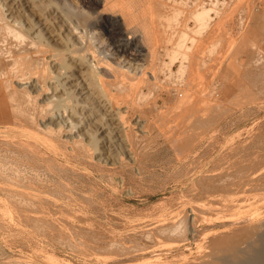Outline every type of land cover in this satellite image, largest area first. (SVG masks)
I'll return each instance as SVG.
<instances>
[{"label": "bare ground", "instance_id": "bare-ground-1", "mask_svg": "<svg viewBox=\"0 0 264 264\" xmlns=\"http://www.w3.org/2000/svg\"><path fill=\"white\" fill-rule=\"evenodd\" d=\"M79 1H81V0H79ZM155 1L157 3V0H98L99 5L103 2V9L101 8L102 10H99L97 12V7H95L96 9L94 8L92 11V14H94V13L98 14V18L100 21L107 22V24L112 25V27L121 26V23H122V25H124L126 27L125 29H126V33L128 35L126 34V36H125V31L123 32V30H124V28H123L122 31L120 32V34L122 35V38L121 39L116 38L117 40L115 39L116 43H119V44H116L115 47H119L121 45L122 46L124 45L125 48H127V51L125 50L126 51L125 53H132V51L133 52L136 51V53L142 54L145 51V49L148 51L145 53H147L146 55L148 56V59H149V65L148 66L145 65L143 67V65L142 66L140 65V63H141L140 62L138 65L141 66L142 68H139L138 66H137V68H135L134 66L133 67H131V66L127 67V65L130 64L131 56L129 57L130 59L128 62L126 59H121L122 61H118V62L110 61L112 59L116 60L117 58L115 56H121V54H124V53L118 52V55L115 54V56H114V53H112V57H111L112 59H110V60L108 59V57L102 56L104 54L101 55L100 51L98 50L100 48L94 49L92 47V43L94 42L92 39H94V38L92 37V39H90V37H89L90 40L87 39L88 34H89L88 32L79 31V36H80L79 39L77 37L75 39H73L74 38L73 31L74 30H77V31L83 30L79 26L73 27L72 23H74L75 20L72 19V16H74V15H72V16L70 15V17H68V15L72 11L71 6L74 4H72L70 6L71 11H69V13H67L68 9H66L67 8L66 4H65L66 8L63 7L65 0H0V125H2L3 128L4 127L6 128L5 133H7V134L11 133L13 135V136H10V135L5 136L2 134V136H5V138L3 139L4 141L2 140L3 143L5 144L6 147H8V150L10 152L18 154L17 156L15 155L12 158L10 156H8V158L10 157V159H12L11 162H12V170L14 171L13 174H18V175H12L13 177L8 176L9 178H7V177H4L5 172L0 171V192H4V191L9 192L8 193L9 196H6L4 194L6 197H0V219L4 220L5 218H9L8 220H10V222L12 221L13 224H18L19 226L20 225L23 226L24 229H22V232H24V233L29 229H34L35 231H38V232L40 230H44L46 233L49 234V236H51V238L53 236L57 239H60L61 241H65L64 242L65 244L68 243V244H70V246L75 248L77 253H78V257L85 260L86 264H264V221H262L260 223L254 222V219L256 217H258L256 214L251 215V214H248V212H242L241 211V209L243 207H245L244 206L245 203H248L246 205V207H250V208L260 206L259 203H264L263 202L264 196L263 197L261 196L260 199L258 198L259 196L257 198L254 196L255 197L254 201L249 199V198L247 200V198H246L247 196H245L244 199H242L243 197L241 196L242 197L241 199H238V198L237 199H231L230 202H229V200L228 201L225 200L226 201L225 202L222 199L224 197H222L221 201L222 202L224 201L223 203L220 201V199H218L219 201L216 200L217 202L210 201L209 203H203L202 200L200 201L197 199L198 201H200V203L202 202L203 204L201 203V205H199V206H197L195 204L196 207H195V205H194V207H192L195 209H190L191 210L190 212H187L188 211V209H187V211L184 213H181V212H183V211H181V212L173 214V215H171V214L170 215H164V216L160 217V219L157 220L156 222L150 223V225L151 224H153V225L150 229H146V231L148 230L147 233L146 232L141 233L144 236V237L143 236L142 237L145 238V240H147L148 243L147 242L140 243L141 241H143V240H141L138 242H133L132 244H127V242L124 240V236L122 239L121 235H119L120 236V238H119L118 235L115 234V236L117 235V237L119 238V239L118 238L116 239V237L112 236V235H114L113 233H115V232H113V233L111 232L112 234L108 233V235L110 234L112 236V237L110 236V238H101V237H98L96 235V237L92 236V238L88 237L89 239L84 240L83 238L80 237V239L81 240L83 239L84 241H81V245H80V243L78 245L77 244L78 242L75 241V239H74L75 237H73L72 234L76 235L79 232H81L82 230L79 229L78 227H76V225H70L69 224V226H68V223L66 224L65 222H64L65 224L64 223L63 224L57 223L55 220L51 219L52 217H50L48 214V213H50L49 211L46 213V214H48L49 217L47 216V218H45L46 214L43 213L45 209L44 210H42V209L47 205H44L43 208L41 207L40 210H42L41 211L42 214L40 213L39 210H38L39 212L33 211L32 206L23 205L22 201H26L27 204H28V201H29V203L30 202L32 203L33 201H35V202L36 201H40V202L42 201L43 202L46 199L45 191L47 189H45V190H43L41 188L33 189L34 185L37 184L38 180L34 176L29 177L27 175H23L22 174V167H24L27 170V172L31 171L30 172L31 175L32 174L35 175V173H36V176L38 177V176H40V172H41L40 171L41 167H40V169H38V166L41 163L42 164L43 163L49 164L51 162V164H52V163H55L59 157H62L63 159H67V154H73V155H78V156L79 155H85V156H88L90 158H94L96 160V158L98 157V156L96 157V155L97 154L99 155V153H101V150L103 149L101 147V150H100V144L106 143L105 146L108 145L109 143L112 144V142H113L112 133L114 131V130H111L113 128L111 126L112 123L110 122L111 124L108 125L109 127L111 126V129L106 130V128L104 127L103 128L104 130H102L103 126H100V123L102 122V120L99 119L98 117H96L99 114V113H97L98 110L97 111L95 110L97 115L94 117V119L92 117H90V116H92V114H90L88 112V114H90V116H89L87 114V112H85V110H84V109H87L86 108L87 105H90L93 107L90 108L91 111L90 110L89 111L95 113V111H94L95 107H94L93 100H95L96 96L94 98V96H92V93L89 90L91 87H93L92 85H94L95 88L97 87V88H100L102 90V92L104 93L106 98L110 101L109 102L110 104L112 103V101H116L117 104H122L125 107H127V106L129 107L130 105L135 104L137 102V100L139 101V98H140L139 96H141L142 95L141 93H143V91L141 90L143 87L149 86V87H151L150 89H152L153 86H156L157 84L160 83L159 81H161L162 79L161 80L159 79V75L161 74L159 72L164 71L163 72V73H165L164 75L173 76L172 78H174V77L177 78V76H178L179 78L177 80L176 79L175 80L177 81V83L180 82L179 83V86H180V84H182L183 82L188 81V79L186 77L188 74L186 75V72L189 69L190 78H189V82L185 83V84H187L186 85L187 90H186V88H185V90L183 89L184 94L181 96L183 98L176 100L175 102L173 101V103H172L173 106H171V108L169 107L170 105H167V107L172 109V111H174V112L176 111V116L174 115L175 118L182 119L181 118L182 115L180 117L178 116L179 117L178 118L177 113H180V112L183 113V111H185V115H186L187 110L192 111V110H195L194 108H198L197 110H199L201 107L199 108L197 106H198V104H200V100L204 96V95L202 96V94H204V92L207 90V88H206L207 86L205 85L206 84V82H205L206 81V79H205L206 75L203 74L206 72V71L203 72V67L205 65L204 54H205V52L208 51L206 49V45L208 44V42L209 43L211 42L212 48L213 47L217 48L219 46V43L224 46L226 43L223 42V40H226L227 34H228L225 29L227 28V25H230V22L233 20V18H236L235 13L237 14V12L242 8H246V7L248 8V7H251L254 4H256L255 0H230V1L229 0L228 1H226V0H169L168 2H170L171 6L167 7L168 8V10H167L165 6H168L169 3L167 2L168 3V5H167L166 3H164L167 0H165V1L163 0L162 3H164V4L162 6L165 8V10H167L166 15H163V13H161V11L160 12L158 11V13L156 12L155 9L158 7L151 6L155 3ZM161 1L162 0H160V1L158 0V3L159 2L161 3ZM71 3H73V2H71ZM84 3H85V1H84ZM88 3H89V1H88ZM150 3H151V5L149 7L148 5ZM26 5H28V7H25ZM91 5H93V4H91ZM94 5H95V2H94ZM261 5L264 6V0L261 2ZM160 6L161 5H159V7ZM259 6H260V4H259ZM259 6H258V8H259ZM88 7H90V5ZM222 7H225V8L231 7V8L227 11L224 9L225 11L223 13ZM90 8H93V7H90ZM99 9H100V7H99ZM65 10L67 12H65ZM253 10L257 11L256 6H255V9H253ZM48 11L50 12V14ZM73 11H74L73 14H75L76 10L73 9ZM77 12H79V11H77ZM77 12H76V14H78ZM257 12L259 14L257 16H260V17H255V16L254 17L259 18V21L264 20V13L262 15L261 12H259V11H257ZM82 13L83 12H81V14ZM248 13L249 12H247V14ZM253 13H252V15H251V13L249 14V16L247 15L248 18H246V19H249V17H252L254 15ZM76 14H75V17L81 15V14H78L76 16ZM164 14H165V12H164ZM50 16L52 17L51 19H50ZM84 16L82 18V22L88 23L87 17H84ZM160 16H161V18H160ZM254 17H252V18H254ZM238 18H239V16H238ZM260 18H261V20H260ZM71 19L74 22H72ZM159 20H165L167 22L165 24H167V25H165L163 23H159ZM250 20H251V18H250ZM45 21H50L51 23L55 24L56 29H52V26H51L52 30L49 28L50 26L47 28L48 25H46L47 23ZM241 21L242 20H240V22ZM246 21H248V20H246ZM160 22H163V21H160ZM190 22L194 23V28L191 26ZM240 22H239V24H241ZM257 22H258V19H257ZM247 24H248V22H246L245 26ZM251 24H253V23L251 22ZM49 25H51V24H49ZM75 25H77V24H75ZM261 25L262 24H259V27L263 28L264 24L262 26ZM104 27H105V25H104ZM159 27L160 28L162 27L163 31L167 34L169 32H171V34L169 35L170 38L168 37V42L171 44V47L167 46V47L163 48L165 50L164 55H162L163 53L162 54L160 53L159 49L161 47L158 46V43H159L158 38L160 37V34L157 32V30H159ZM248 28H249V26H248ZM208 29H209V31H208ZM242 29H244V28H242ZM242 29L238 32L242 33ZM56 30L59 32L58 35L62 36V39H64L62 41H65L64 43H66L67 47L62 46L61 43H60L61 46H59L60 44H57V42L54 40V37L56 35L54 32ZM258 30H259V28H258ZM260 30H261V28H260ZM191 31H194L195 34H192ZM246 31H247V29H246ZM229 33H231V32H229ZM245 33H247V32H245ZM167 34L162 33L161 37H163V35H167ZM204 34H206V36H207L206 38L204 37ZM134 35L137 36V38H136L137 41L135 44H132L129 42V40H132L135 37ZM228 35H230V34H228ZM243 35H244V33H243ZM247 35H248V33L246 34V36ZM200 36H202L201 39H200ZM228 37L230 38L231 36H228ZM111 38H113V37L111 36ZM231 38H233V37H231ZM81 39L84 42H87V44L85 43V45L84 44L82 45V43L80 41ZM165 40L166 39H164V41ZM239 40H240V38H239ZM261 40H259V42ZM75 41L78 43H75ZM228 41L231 42V40L227 39L226 42L228 43ZM221 42H223V44ZM120 43H122V44H120ZM211 43H210V46H211ZM95 44L96 43L94 42V45ZM233 44H234L233 41L231 43H229V45L231 47L233 46ZM112 45H114V44H112ZM132 45H134V48L131 47ZM96 46H97V44H96ZM256 46H258V45H256ZM262 46L261 47L259 46V48H260V50H262V52L259 54V58H258L259 65H260L259 67L260 68L262 67V69L259 72H262V73L257 74V76L259 75L261 78V79L259 78V81H257V82H259L262 85L261 86L262 88L260 87L259 91L264 93V78H263L264 77L263 76L264 75V67H263L264 66V53H263V50L264 49L262 48ZM110 47H112V46H110ZM220 48H221V46H220ZM222 48H224V47H222ZM113 49H115V48H113ZM194 49H196V50H194ZM105 51H106V49H105ZM105 51H104V53H105ZM117 51H118V49H117ZM192 51H195V55L191 54ZM215 52H218V50H216ZM106 53H108V52H106ZM209 54H210V52H209ZM67 55L70 57L67 58ZM159 55H162L161 57H163V56L164 57L168 56L170 58L172 57V59L169 58L170 62H165V60H163L164 59V57H163V59L160 58L161 62L159 63ZM206 55H207V53H206ZM71 57L76 58V59L79 58L80 61H82L84 64H87L86 66L88 67V69H87L88 72H87L86 77L80 76V75H83V73L85 71L82 74H77L75 71L72 70V68H74V66H77L78 68H80L82 66L79 67V65H74L73 63H69L70 60L68 61V59H71ZM125 57H123V58H125ZM143 57H144V55H143ZM206 57H208V56H206ZM216 57H217V55H216ZM223 58L224 57L222 55L217 60L213 61L215 63L211 62V64H207L208 66L211 65V71H213V70L217 71V69H221L220 66L224 62ZM213 60H214V58H213ZM235 60H237V58ZM249 60H251V59H249ZM232 61L233 60H231V63H233ZM82 62H80V63H82ZM175 62L180 63V67H179L177 72H176V70L174 71V69H173ZM228 62L231 66L230 61H228ZM145 63H147V62H145ZM212 63H213V65H212ZM131 65H132V63H131ZM233 65L234 64H232V66ZM163 66H165V67L163 68ZM148 67H149L150 71H146V69ZM235 69H237V67ZM248 70L250 71V68ZM258 70H259V68H258ZM230 72H232V71H230ZM184 75H186V76H184ZM222 75L224 76V74H222ZM160 76H162V75H160ZM229 77H231V76H229ZM233 77L235 78V76H233ZM164 78H166V77H164ZM231 78H230V80H231ZM175 80H174V82H176ZM212 80H213V78H212ZM226 80H227V78H226ZM83 81H86L88 83L83 84ZM213 82H214V80H213ZM215 82H217V81H215ZM163 83H164V81H163ZM172 84L174 85L175 83L172 82ZM113 85L115 86L114 89L112 88ZM160 85H162V83ZM244 85H246V84H244ZM247 85H250V84H247ZM163 86L165 87L166 84H164ZM177 87L175 86L174 88H177ZM182 87H184V86L182 85ZM180 88L181 87H179V89ZM168 89H169V87H168ZM84 90L88 91L87 92L88 95L86 93H83ZM152 90H154V89H152ZM161 90H162V88H161ZM165 90H166V88H165ZM181 90H182V88H181ZM169 91L171 92L172 90H169ZM149 93H152V92H149ZM146 94L147 93H145V95ZM176 94H178V91ZM211 94L212 93H210L209 95L211 96ZM210 96H209V98H210ZM221 96H222V94H221ZM221 96H219V97H221ZM98 97L99 96H97V100L99 102ZM173 97H175V96L173 95ZM205 98L206 97H204L203 99H205ZM157 99H158V97H157ZM207 99L204 100L205 103H206ZM166 100H168V99H166ZM258 100H259V98H258ZM155 101L157 102V100H155ZM204 101H203V103H204ZM208 101H210V100H208ZM211 101H212V99H211ZM251 102H252V100H251ZM256 103H257V101H256ZM99 104H101V101ZM143 104L144 103H142V106H146ZM95 105H96V103H95ZM136 105H137V103H136ZM200 105L203 107L202 104H200ZM79 106L81 108H84L83 111L88 116H86L84 114V112H81L82 110L80 109L81 110L80 114L81 115L84 114V117L82 119L79 118L78 119L79 121H77L74 118V114L79 113L78 112V110L80 108ZM99 106H100V108H102L101 105H99ZM103 107H105V106H103ZM118 107L120 109V105ZM133 107H135V106L133 105ZM133 107H130V108H133ZM139 107H141V106L139 105ZM100 108H99V111L102 112L103 109L100 110ZM206 108L208 109L209 106H207ZM123 110H125V109H123ZM133 110H134V108H133ZM203 110H204V108H203ZM212 110H213V108H212ZM165 111L166 110H164V112L163 111L161 112L158 110V112L166 113V115L169 116L171 113L170 112L171 110L169 111L170 113L168 112L169 114H167V112H165ZM127 112H128V110H127ZM123 113H126V112L125 111L119 112V114H121V116L123 115ZM156 114H154V115H156ZM200 114H201V112H200ZM127 115H129V114L127 113ZM144 115H146V114H144ZM163 115H162V118L167 117L166 115L165 116H163ZM118 116L121 117L120 115H118ZM140 116H142V115H140ZM172 116H173V114H172ZM193 116H198V115L195 114ZM124 117H123V119H124ZM139 117H138V119H139ZM159 117H157V119H159ZM190 117H192V116H190ZM140 118H142V117H140ZM186 118H184V119H186ZM196 118L197 117H195L194 119H196ZM206 118H207V116H206ZM213 118H212V120H213ZM128 119H129V117H128ZM154 119H155V117L153 118V120ZM177 119H175V120H177ZM84 120L95 122L96 123L95 126H92L95 129L90 128V127H89V129H87L88 128L87 127L85 129H87L88 131H86L84 129L85 126L82 127ZM94 120H96V121H94ZM169 120H168L169 124H173V122H175V121H172V123H170L171 120H170V122H169ZM208 120H210V119H208ZM88 121H86V122H88ZM105 121L106 120H104V122ZM119 121H120V119H119ZM137 121H139V123H137L139 125L141 120H137ZM158 121L160 122V119ZM177 121H180V120H177ZM181 121H183V119ZM187 121H189V118ZM86 122H85V124H87ZM124 122H126V119H125V121H123V123ZM127 123H128V121H127ZM127 123H126V125H127ZM144 123L141 122V125H140V127L142 126L141 130H143L142 128H145ZM146 123H148V122H146ZM201 123H202L201 120L197 119V120H195L194 125L196 124V126L198 127V125L200 126ZM115 124L116 123H113V125H115ZM130 124L132 125L133 123L130 122L128 125H130ZM92 125H93V123H92ZM102 125H104L103 122H102ZM131 125H130V127H132ZM149 125H150V123H149ZM149 125H146V127ZM192 125H193V123H192ZM89 126H91V125H89ZM135 126H137V125H135ZM151 126L152 125H150V127ZM173 126H176V125H173ZM123 127L124 126H121L120 128H123ZM154 127H155V125H154ZM161 127H163V125ZM189 127H190V125H189ZM128 128H129V126H128ZM128 128H126V130L124 129L126 139L129 140L132 138L133 139L138 138V137L134 138L135 134L133 135L132 132L128 133L129 130L130 131L133 130V127H132V129L131 128L128 129ZM174 128H176V127H174ZM176 129L173 130L171 135L169 134V133H171V130H169L170 132L168 133V136L170 135L169 137H172L174 135V132L176 131ZM150 130H151V128H150ZM161 130H163V128ZM163 131L164 132H162V133L164 134L166 132V130H163ZM104 132H107V136L106 135L102 136V134H104ZM120 132L122 133V131H120ZM141 132H139V133L142 134L143 132L142 133ZM114 133H117V131ZM117 134H119V133H117ZM160 134H161V132H160ZM100 136H102V137L100 138ZM140 136L142 137L143 135H140ZM140 136H139V138H140ZM147 136H150V135H147ZM118 137L119 136H117V138ZM144 138H146V137H144ZM101 139H103V141H101ZM123 139L125 140L124 137H123ZM133 139H132V141L135 142ZM140 139H142V138H140ZM148 139H149V137H148ZM0 140H1V137H0ZM114 140H115V136H114ZM119 140H120V138H119ZM201 140H204V139H201ZM254 140H256V139H254ZM121 141H120L121 145L124 144ZM129 141L131 142V140H129ZM147 141H149V140H147ZM127 142H125V143H127ZM115 143H116V141H115ZM188 143H189V141H188ZM201 143H203V141ZM4 144H2V145H4ZM131 144L132 143H129V147L131 146ZM146 144L148 145L149 142L148 143L146 142ZM134 145H135V143H134ZM150 145H152V144H150ZM125 146H126V144H125ZM132 146H133V144H132ZM119 147H120V145H119ZM245 147H247V146H245ZM108 148H109L108 150H110L111 147L109 146ZM114 148H117V147H114ZM136 148H137V146H136ZM239 148H241V147H239ZM120 149H122V148H120ZM125 149L127 150V148H125ZM106 150H107V148H106ZM106 150L104 152H106ZM253 150H255V149H253ZM111 151H113V150H111ZM130 151H132V153L130 152L132 155L135 153V152L133 153V150H130ZM134 151H136V150H134ZM250 151H252V150H250ZM6 152H7V150H6ZM246 153H247V151H246ZM141 154H142V152H141ZM257 154H258V152H257ZM257 154H255V155H257ZM120 155H122V153ZM127 155H129V153H127ZM132 155H130V156H132ZM259 155H261V154H258V156ZM113 156L115 157V155H113ZM262 156H263V154H262ZM128 158H129L128 159L129 163L130 162L133 163L136 160L135 154H134V156L128 157ZM226 158H228V157H226ZM239 158L242 159L241 157H239ZM246 158H244V159H246ZM249 158L251 159V157H249ZM249 158H247V159L249 160ZM103 159H106V158H103ZM232 159H233L232 161H234V159H236V158H232ZM255 159H257V157L254 158V160ZM260 159H263V158L261 157ZM120 160H124V158L123 159L121 158ZM120 160L118 158V161H120ZM2 161L3 160L1 159L0 162H2ZM235 161L234 162L230 161V162L235 163ZM99 162H102V161H99ZM107 162H108V160H107ZM107 162H106V164H107ZM111 162L113 163L114 161H111ZM121 162H123V161H121ZM239 162H240V160H239ZM245 162H246V160H245ZM249 162H251V161H249ZM252 162L254 163L255 161H252ZM257 162H258V160H257ZM261 162L262 163L260 164V166H258L257 169L255 168V170L252 169L249 171L247 167H246L247 170L245 168H242V169L238 168L240 170L239 171V177H240L239 183L241 184L244 181L248 182V180L249 181L256 180V178H258L259 176L264 178V160ZM37 163H40V164L37 166ZM112 163H110V165H112ZM116 163L117 162H115L114 164H116ZM101 164H103V163H101ZM119 164H120V162H119ZM241 164L243 165L244 163H241ZM249 164L250 163H248L247 165H249ZM252 164H250V165L253 168ZM121 165H119V166H121ZM227 165H228V162H227ZM234 165L235 164H233V166ZM43 166H45V165H43ZM235 166H238V167L244 166L245 167V165L241 166L240 164H238V165L236 164ZM234 168H236V167H234ZM234 168H233V170H235ZM210 169H212V168H210ZM214 169H216V168H214ZM223 170H225V169H223ZM228 170H230V168H228ZM137 171H139V174H141L140 169H137ZM215 172L218 174L220 173L219 171H215ZM229 172L230 171H228L227 174ZM216 173H212V174H216ZM207 175H211V170H210V173ZM211 176H213V175H211ZM224 176H225V174H224ZM210 180H211V183L208 184V189L210 191L209 192L210 195L213 196L212 199L215 197L214 196L215 193L216 194L217 193H220V194L224 193V194L229 195L230 192H232L234 190L233 189L234 188L233 183H232L234 181L231 180V182L229 183V177L226 180L223 177H219V178L214 177ZM234 180L236 181L235 178H234ZM43 182H45V181L42 180V183ZM258 182H259V180H258ZM39 183H40L39 185L41 186V182H39ZM125 183H126V179H125V177H122V180L120 182L121 186L123 187L125 185ZM235 183H234V186L238 187L239 184L235 185ZM254 183H257V182H254ZM257 184H259V183H257ZM263 184L264 183H262V185ZM249 187H247V188H249ZM254 187L255 186H253V188ZM258 187L260 190L263 189L260 186H258ZM20 188H22V189H20ZM231 189H233V190L231 191ZM251 189H252V187H251ZM240 190H242V189H240ZM240 190H238V191H240ZM242 191L244 192V190H242ZM200 192H202V191H200ZM262 192H264V190L261 191V194H263ZM251 193H253V192H251ZM258 194H260V193H258ZM10 196H12V197H18L19 196V199L17 201L16 200H10L9 199ZM185 196H184V199L182 198L183 200H185ZM252 196H253V194H252ZM201 197H203V196H201ZM206 197L211 198V196H209V195L208 196L206 195ZM216 198H218V197H216ZM251 198H253V197H251ZM48 199H47V201H48ZM199 199H200V197H199ZM201 199H203V198H201ZM215 199H213V200H215ZM183 200H181V201H183ZM69 201H70V199H69ZM207 201H208V199H207ZM44 202H46V201H44ZM55 202H54V204H55ZM177 202H179V201H177ZM193 202H194V200H193ZM46 203L48 204V202H46ZM183 203H184V201H183ZM183 203H181V205ZM56 204H58V203H56ZM161 204H160V206H161ZM163 204H164V202H163ZM51 205H53V204H51ZM60 205H62V204H60ZM178 205H179V203H178ZM181 205H180V207H181ZM55 206H57V205H55ZM173 206H174V204H173ZM167 207H169V206H167ZM173 208L175 209V206ZM173 208H171V209H173ZM171 209H169V210H171ZM259 209L261 210V208H259ZM161 210H163V208ZM165 210H166V208H165ZM262 210H264V209H262ZM160 212H164V211H160ZM55 213L56 212H54V214ZM61 213H63V211H61ZM69 213H72V212H69ZM77 213H75V214L77 215ZM43 214H45V215H43ZM73 214H74V212H73ZM149 214H152V213H149ZM50 215H51V213H50ZM78 216H79V213H78ZM85 216H86V214H85ZM140 216H142V215H140ZM87 217H89V216H87ZM146 217H149V215H147ZM152 217H153V215H152ZM82 218H84V216H82ZM62 220H63V218H62ZM92 220H95V219H92ZM106 220H109V219H106ZM110 220L112 221V219H110ZM136 220H137V217H136ZM136 220L134 219V221H136ZM139 220H140V217H139ZM82 221H83V219H82ZM88 221L86 220V223ZM101 221H102V219H101ZM125 221H127V219H125ZM131 221H129V222H131ZM3 222H5V220ZM10 222H8L9 225L11 224ZM94 222H96V221H94ZM89 223H90L89 225H91L92 222H89ZM107 223H108V221L106 222V224ZM202 224H205V225L203 227H201ZM97 225H98V223H97ZM115 225H117V223ZM123 225H124V223H123ZM77 226H79V225L77 224ZM94 226L95 225H93L92 227H94ZM13 227H14V225H13ZM80 227H82V225ZM90 227H87V228H90ZM103 228H105V227H103ZM5 229H7V228H5ZM11 229H12V226H11ZM85 229H84V232H86ZM90 229L92 231L94 230L92 228H90ZM90 229H88V230H90ZM109 229L110 228L108 227V230ZM219 229H222V230H219ZM18 231L19 230H17V232ZM116 231L118 233L119 230H116ZM125 231H127V230H124V232ZM8 232H9V230H8ZM127 232H126V234H127ZM81 233H83V232H81ZM86 233H88V232H86ZM92 233H94V232H92ZM129 234L130 233L128 232V235ZM32 235H35V234H32ZM41 235H43V233H41ZM79 235L81 236V234H79ZM82 235H83V237H85L84 233ZM105 235H106V233H105ZM122 235H124V234H122ZM48 237H46V238L44 237L45 240L48 239ZM72 237H73V239H72ZM51 238H50V240H51ZM27 239L28 238H26V239L24 238L23 240H27ZM80 239H78V240H80ZM132 239H134V238H132ZM31 242H32V240H31ZM33 242H34V240H33ZM25 243H26V241H25ZM7 244H8V242H7ZM9 244H10V242H9ZM30 244L31 243H29V245ZM26 245H28V244H26ZM40 245H42V244H40ZM40 245H36L37 248ZM44 246H45V244H44ZM14 247H16V246H14ZM8 248H9V246H8ZM194 248L196 249L195 252H194ZM34 249H36V248H34ZM38 249H40V248H38ZM30 250H28V251H30ZM50 251L51 250H49V252ZM74 251H70V252L74 253ZM53 252H54V250H53ZM57 253H60V252H57ZM40 254H42V253H40ZM75 254H76V252H75ZM65 255L68 256V254H65ZM49 258L51 260L59 263V264H61L63 262V261L60 262L59 259L57 257H55L54 255H50ZM76 259H77V257H76ZM71 260H73V259H71ZM0 264H25V263L23 261H17L16 259H13V255L11 253H9L5 248H3V246H0Z\"/></svg>", "mask_w": 264, "mask_h": 264}, {"label": "rangeland", "instance_id": "rangeland-1", "mask_svg": "<svg viewBox=\"0 0 264 264\" xmlns=\"http://www.w3.org/2000/svg\"><path fill=\"white\" fill-rule=\"evenodd\" d=\"M67 1L65 0L64 6H63V7H65V4H66L67 8L66 7L65 8L68 9V12L66 10H65V12H67V13H69V11H71L70 10L71 9L70 6L72 4H74V5L71 6L72 7L71 13L68 15V17H70V15L71 16L74 15V16H72V19H74L75 22L71 19V21L74 22V23H72L73 27L74 26H76V27L79 26L81 29H83V30H78V31L74 30L73 31V36H74L73 39H75L76 37L79 39V37H80L79 36V31L88 32L89 34L87 33L88 34V38L87 39L90 40V39H92V37L94 38L92 40L97 44V46H96V44L94 45V42L92 41L93 42L92 43V47L94 49L100 48L98 50L100 51L101 55L104 54L102 56H106L110 60V59H112L111 58L112 57V53H114V56H115V54L118 55V52L125 54V55L121 54V56H115L117 59L116 60L112 59L110 61L118 62V61H122L121 59H126L127 62H128L129 59H130L129 57L131 56L130 64H128L127 67H130V66L133 67L134 66L135 68H137V66H138L139 68H142L141 67L142 65H143V67L145 65L146 66L149 65V59H148V56L146 55L147 53H145V52H148L146 49H145V51L142 54L136 53V51H134L136 53L135 54L133 51H132V53H125L127 51V48H125L124 45L123 46L121 45L119 47H115L116 44H119V43H116V40L119 39V38L120 39L122 38V35L120 34V32L122 31L123 28H124L123 32L125 31V36H126V34H127L126 33V29H125L126 27L124 25H122V23H121V26L112 27V25L107 24V22L100 21L99 18H98V14H96V13L92 14V11H93V9L95 7H97V12L99 10L103 9V2L101 3L102 5L101 4L99 5L98 4V0H84L86 4L84 3L83 0H81V1H79V0H72V1L69 0L68 2ZM88 1H89V3H88ZM168 1L169 0L164 2L167 5L169 3L168 6H165L167 10H168L167 7L171 6L170 2H168ZM226 1H228V0H226ZM262 1L263 0H255L256 4H254V5L256 6L257 11L261 12L262 15H263L264 6L261 5ZM69 2L70 3L73 2V3L70 4ZM94 2H95L96 6L94 5ZM162 2H163V0L161 1V3L160 2L158 3V0H157L158 4L155 1V3L153 5H151V3H150L148 6L150 7V5H151L153 7H158V8L155 9L156 12L158 13V11L159 12L161 11V13H163V15H166V13H167L166 11L167 10H165V8L162 6L164 4ZM91 4H93V5H91ZM259 4H260V6H259ZM89 5H90V7H93V8L88 7ZM159 5H161L160 7L162 9L159 7ZM254 5L251 6V7H248V8L246 7V8L240 9L237 12L238 15L235 13L236 18H233V20L230 22V25H227V28L225 29L227 31V33L230 34V35L227 34L226 40H223V42L226 43V44L224 43L225 44L224 46L219 43V46L217 48L216 47L212 48V43L211 42H210L211 46H210L209 42L206 45V49L208 51L206 50L207 52H205V54H204V58H205L204 59V61H205L204 63H205V65L203 67V72L206 71L205 72L206 74L205 73H203V74L206 75L205 76V79H206V81H205L206 84L205 85L207 86L206 87L207 90L205 91L206 93L204 92V94H202V96L204 95L203 98L206 97L205 99H207V98L208 99L206 100V103L204 101L205 99L202 98L203 100L202 99L200 100V104H202L203 107L200 104H198L197 107H199V108L201 107L202 108V109L200 108L201 110L200 109L197 110L198 108H194L195 110H192V111L191 110H187L186 111V113H187L186 115H185V111H183V113L182 112L177 113V117L178 116L180 117L182 115L181 118L183 119L184 122L181 121L182 119L175 118L176 111L174 112L170 108H171V106H173V104H172L173 101L175 102L176 100H179V99L183 98V97H181L184 94L183 93L184 92L183 89L185 90V88H186V90H187V86H186L187 84H185V83L189 82V78H190L189 69L186 72V75L187 74L188 75L187 76L184 75V76L187 77L188 81L185 80L186 82H183L182 84H180V86H179L180 82L178 81L179 83H177V81H176L179 78L178 76H177V78H175V77L172 78L173 76L164 75L165 74V73H163L164 71L159 72V73H161L160 75H162V76L159 75V79L160 80L162 79L161 81H159L160 83L157 84L156 86H153L152 89H154V90L150 89L151 87H149V86L143 87L144 89L143 88L141 89L143 91V93H141L142 95L140 94L141 96H139L140 97L139 101L137 100V102H136L137 105L135 103V104L130 105L129 107L127 106L129 109L127 107H125L124 105H122V104H117L116 101H112V103H111L112 105H111L109 103L110 101L106 98V96L104 95L102 90L100 88H97V87L95 88V86L92 85L93 86V87H91L92 89L90 88L89 90L92 93V96H94V98L96 96L95 100H93L94 107H95L94 111L98 110L97 113H99V114L97 115L96 111H95V113L94 112H90L91 111L90 108H92L93 106L87 105V107H86L87 109L81 108L79 106L80 107L79 110H78L79 113L74 114V118L77 121H79L78 120L79 118L82 119L84 117V114L86 115L85 112H87V114H88V112L90 114H92V116H90V114H88V115L90 117H92L93 119L97 115L96 117L101 119L103 124H104V125H102V122L100 123V126H103L102 130H104L103 129L104 127L106 128V130L111 129V126L113 127L111 129V130H114L113 133H112V140H113L112 144L109 143L108 145L105 146L106 143H101L100 144V150H101V147H102L103 151L101 150V153H99V155L98 154L96 155V157L98 156L96 158V160L94 158H90V157L85 156V155H79L78 156V155H73V154H67V159H63L62 157H59L56 160V162L54 161L55 163L51 164V162H50L49 163L50 165L48 163H43V164L42 163L41 164L37 163V166L40 164L38 166V169H40V167H41L40 176H38V177L36 176V173H35V175H33V174L31 175V173H30L31 171L27 172V170L24 167H22V174L23 175H27L29 177H33L34 176L38 180L37 184L34 185L33 189H38V188H41L43 190L47 189L45 191L46 199L44 201L48 202V204H47L44 201H43L44 203L42 201L41 202L40 201H36V202L33 201L32 203L31 202L29 203V201H28V204H29L28 205L26 201H22L23 205L32 206V210L33 211H35V212L36 211L37 212L40 211L41 214H42L41 211L44 210V209L45 210H44L43 213H45V214L49 211L51 213V215H52L51 216L50 213H48L49 216L52 217L51 219L55 220L57 223H62L63 224L65 222L66 224L68 223V226H69V224L70 225H76V227H78L79 229L82 230V231L81 230L80 231L83 232L84 236H85V237H83V235H82L83 233H81V232H79L76 235L72 234L73 237H75L74 238L75 241L78 242L77 243L78 245H79V243L81 245V241L89 239L88 237L92 238V236L96 237V235L98 237H101V238H110V236H111L110 234H112L113 232H115V233H113L114 235H112V236L116 237V239L118 237L120 238L119 235H121L122 239H123V236H124V240L127 242V244H132L133 242H138V241H141V240H143L144 242L141 241L140 243L147 242V240H145V238H143L144 236L141 233L142 232L143 233L144 232L147 233L148 230L146 231V229H150L152 227V225H153V224L150 225V223L156 222L157 220L160 219V217H162L164 215H170V214L173 215V214L179 213L181 211H183L181 213H184V212L187 211V209H188L187 212H190L191 211L190 209H195V208H192V207H194L195 204L197 206L201 205V203H202V202L200 203L201 200L203 201V203H209L210 201L217 202L216 200L220 199V201H221V198L224 197V198H222L224 201L225 200L226 201L229 200V202H230L231 199H237V198L241 199L242 197H243L242 199H244V197L247 196L246 197L247 200L249 198V199L254 201L255 197L257 198L259 196L258 197L259 199H260L261 196L263 197L264 196V192H262L263 194H261V191L264 190V184L262 185V183H264V178L259 176L258 178H256V180H252V181L248 180V182L244 181L243 182L244 184L243 183H241V184L239 183L240 182V180H239L240 179V177H239V171H240L239 169L240 168L241 169L245 168L246 170L248 168L249 171L252 170V169L255 170V168L257 169L258 166H260V164L262 163L261 161L264 160V135H263L264 134V97H263L264 93L259 91L260 87L262 85L259 82H257V81H259V78H260V76L259 75L257 76V74H259V73L261 74L262 73V72H259L262 69V67L261 68L259 67L260 65H259L258 58H259V54L262 52V50H260L259 46L261 47L264 44V29H263L264 28V25H263L264 24V20H261V18H260L261 21H259V18H255V17H260V16H257L259 14H258V12L256 10H255L256 12L253 10V9H255ZM258 6H259V8H258ZM25 7H28V5H26ZM99 7H100V9H99ZM222 8H223V13H224L225 10L227 11L231 7H226V8L222 7ZM73 9L76 10L75 14H76L77 11L80 12V13L77 12L78 14H81V12H83L84 14L82 13L79 16H77L78 14H76L77 17H75V14H73L74 13ZM164 12H165V14H164ZM247 12H249V13L247 14ZM250 13H251V15L253 13L254 15L252 17H254V16L255 17L254 18L249 17V19H246V18H248ZM49 14H50V12H49ZM83 16L87 17L88 23H83L82 22ZM238 16H239V18H238ZM51 18L52 17L50 16V19ZM160 18H161V16H160ZM250 18H251V20H250ZM257 19H258V22H257ZM240 20H242L243 22L242 21L240 22ZM246 20H248V21H246ZM160 21H163V22H160ZM45 22L47 23L46 25H48L47 28L50 26L49 28L51 29V26H52V29H56L55 24L51 23L50 21H45ZM239 22L241 24H239ZM246 22H248V24L249 23L250 24L249 25L247 24L245 26ZM251 22L253 24H251ZM159 23L165 24L167 22L165 20H159ZM49 24H51V25H49ZM75 24H77V25H75ZM190 24L194 28V23L190 22ZM259 24H262L263 28L259 27ZM104 25H105V27H104ZM165 25H167V24H165ZM248 26H249V28H248ZM242 28H244V29H242ZM258 28H259V30H258ZM260 28H261V30H260ZM241 29H242V33L241 32L239 33L238 31H240ZM246 29H247V31H246ZM208 31H209V29H208ZM228 31L231 32V33H229ZM157 32L160 34V37L158 38L159 39L158 46L161 47L160 48L161 50L159 48L158 49H159L160 53L161 54L163 53L162 55H164L165 54V50L163 48L167 47V46L171 47V44L168 42V37L170 38L169 35L171 34V32H169L168 34L165 33L163 31L162 27L161 28L159 27V30H157ZM191 32H192V34H195L194 31H191ZM245 32L248 33L247 36H246L247 33H245ZM54 33L56 34L55 37H54V40L57 42V44L61 43L62 46H66V43H64L65 41H62V40H64V39H62V36L58 35L59 32L56 30ZM162 33L163 34H167V35H163V37H161ZM243 33H244V35H243ZM206 34H204L205 38L207 37ZM110 35L113 38H111ZM228 36H231L234 39L231 38V37L229 38ZM89 37H90V39H89ZM136 38H137V36H135L132 40H129V42L132 43V44H135L136 41H137ZM163 38L166 39V40L164 41ZM201 38H202V36H200V39ZM239 38H240V40H239ZM227 39L231 40V42L232 41L234 42L232 47L229 45V43H231L230 41H228V43L226 42ZM258 39L259 40L262 39V40L259 42ZM80 41H81L82 45L83 44L85 45V43L87 44V42H84L82 39ZM223 42H221V43L223 44ZM75 43H78V42L75 41ZM61 44L59 46H61ZM112 44H114V45H112ZM120 44H122V43H120ZM109 45L112 46L115 49H113ZM256 45H258V46H256ZM220 46H221V48H220ZM131 47L134 48V45H132ZM222 47H224V48H222ZM116 48L118 49V51H117ZM262 48L264 49V45L262 46ZM105 49H106V51H105ZM196 49H194V50H196ZM216 50H218V52H215ZM104 51H105V53H104ZM106 52H108V53H106ZM209 52H210L211 55L209 54ZM206 53H207V55H206ZM263 53H264V50H263ZM191 54L195 55V51H192ZM143 55H144V57H143ZM162 55H159V63L161 62L160 58L163 59V57H164V56L161 57ZM216 55H217V57H216ZM222 55L224 57L223 58L224 62L220 66L221 69H217V71L216 70L211 71V65L208 66L207 64H211V62L217 60ZM122 56L123 57L126 56V57L123 58ZM206 56H208V57H206ZM69 57L70 56L67 55V58H69ZM169 58L170 57L165 56L163 60H165V62H170V59H172V57L170 59ZM213 58H214V60H213ZM236 58H237V60H235ZM249 59H251V60H249ZM231 60H233L232 61L233 63H231ZM68 61H69V63H73L74 65H79V67L82 66V67H80L81 69L78 68L77 66H74V68H72V70L75 71L77 74H82L85 71L84 72L85 74L83 73V75H80V76L86 77L87 72H88V70H87L88 67L86 66L87 64H84L82 61L79 60V58L76 59V58H72L71 57V59H68ZM79 61L82 62V63H80ZM228 61H230L231 66H230ZM145 62H147V63H145ZM131 63H132V65H131ZM139 63H140L141 66L138 65ZM213 63H215V62H213ZM213 63H212V65H213ZM232 64H234L237 67V69H235L236 67L234 65L232 66ZM164 67L165 66H163V68ZM179 67H180V63L179 62H175L174 67H173L174 71L176 70V72H177ZM249 68H250L251 72L248 70ZM258 68H259V70H258ZM146 71H150L149 67L146 69ZM230 71H232V72H230ZM222 74H224V76ZM229 76H231L232 78L229 77ZM233 76H235V78ZM164 77H166V78H164ZM212 78H213L214 82H213ZM226 78H227V80H226ZM230 78H231V80H230ZM174 80L176 82H174ZM163 81H164V83H163ZM215 81H217V82H215ZM172 82L175 83L174 85L176 87L177 86L178 87L174 88L175 86L172 84ZM84 83H88V82L83 81V84ZM161 83H162V85H160ZM164 84H166L165 87L163 86ZM244 84H246V85H244ZM247 84H250V85H247ZM182 85L184 87H182ZM168 87H169V89H168ZM179 87H181L182 90H181V88L179 89ZM112 88L114 89L115 86L113 85ZM161 88H162V90H161ZM165 88H166V90H165ZM169 90H172L171 92L173 94ZM148 91L152 92V93H149ZM177 91H178V94H176ZM87 92H88L87 90L86 91L84 90L83 93L87 94ZM219 92L222 94V96H221V94ZM145 93H147V94L145 95ZM210 93H212L211 96L209 95ZM173 95L175 97H173ZM97 96H99L98 97L99 102L97 100ZM156 96L158 97L159 100L157 99ZM209 96H210V98H209ZM219 96H221V97H219ZM258 98H259L260 101L258 100ZM152 99L154 101L157 100V102L156 101L154 102ZM166 99H168V100H166ZM211 99H212L213 102L211 101ZM208 100H210V101H208ZM251 100H252V102H251ZM100 101H101V104H99ZM203 101H204V103H203ZM256 101H257V103H256ZM95 103H96V105H95ZM142 103H144L143 105H146V106H142ZM99 105H101L102 108H100ZM119 105H120V109L118 107ZM133 105L135 107H133ZM139 105L141 107H139ZM167 105H170L169 106L170 108L167 107ZM103 106H105V107H103ZM207 106H209L208 109L206 108ZM130 107H133L134 110H133V108H130ZM99 108H100V110L103 109L102 112L105 110L104 111L105 113L104 112L102 113L101 111H99ZM203 108H204V110H203ZM212 108H213V110H212ZM83 109L85 110V112L83 111ZM123 109H125V110H123ZM126 109L128 110V112H127ZM158 110L161 111V112L162 111L164 112V110H166L165 112H167V114H169L171 112L170 113L171 116L169 115L171 118L168 115H166V113L158 112ZM80 111L84 112V114L81 115ZM121 111L122 112H124V111L126 112V113H123V115L125 117L122 115L124 117V119L121 116V114H119V112H121ZM142 112L144 114H146V115H144ZM200 112H201V114H200ZM127 113L130 116L127 115ZM154 114H156V115H154ZM172 114H173V116H172ZM195 114H197L198 116H193ZM88 115H86V116H88ZM118 115H120L121 117H119ZM140 115H142V116H140ZM162 115L163 116L166 115L168 118L167 117L166 118H162ZM127 116L129 117V119H128ZM139 116L142 117V118H140ZM190 116H192V117H190ZM206 116L210 120H208L206 118ZM138 117H139V119H138ZM154 117H155L156 120L155 119L153 120ZM157 117H159L160 122L158 121L159 119H157ZM195 117H197V118L194 119ZM184 118H186V119H184ZM188 118H189V121H187ZM212 118H213V120H212ZM119 119H120V121H119ZM125 119H126V122L123 123V121H125ZM169 119L171 120V122H170ZM175 119L180 120V121H177ZM197 119H200L201 122H202L200 126L198 125V127L196 126V124L194 125V122ZM104 120H106V121L104 122ZM137 120H141L139 125L137 124V123H139V121H137ZM168 120H169L170 123H172V121H175V122L177 121L178 123L177 122L176 123L173 122V124H169ZM84 121L86 122L88 120H84ZM84 121H83V124H82L83 125L82 127L85 126L84 129L87 128V127H88L87 129H89V127L90 128H94L92 126H95V124H96L93 121L92 122L88 121V122H86L87 124H85ZM94 121H96V120H94ZM127 121H128V123H127ZM129 121L131 123H133L132 125L130 124L133 127V130L132 131L129 130L128 133L132 132L133 135L135 134L134 138L138 137V138H135V139L132 138L135 142H133L132 139H129V140H131V142H130L125 137L126 136L125 135L126 128H128V126H129L128 129H130V128L132 129V127H130V125H128L130 123ZM141 122L142 123L145 122L144 123L145 124V128H142L143 130H141L142 126L140 127ZM146 122H148V123H146ZM92 123H93V125H92ZM113 123H116V124L113 125ZM126 123H127L128 126L126 125ZM149 123H150V125H152L151 127H150ZM192 123H193V125H192ZM110 124H111V126L109 127L108 125H110ZM188 124L190 125V127H189ZM89 125H91V126H89ZM135 125H137V126H135ZM146 125H149V126H147L148 128L146 127ZM154 125H155V127H154ZM162 125H163V127H161ZM173 125H176V126H173ZM121 126H124L125 128L124 127L120 128ZM174 127H176L177 129L179 128V129L177 130ZM4 128H3L2 125H0V137H1V140H0L1 141L0 142V160L1 159L3 160L2 162H0V171H4L5 172L4 173V177L9 178L10 176L13 177L12 175H18V174H13L14 171L12 170V162H11L12 159H10V157L12 158L15 155L17 156L18 154L10 152L8 150V147H6L5 144L3 143V141H4L3 139L5 138V136H7V135L13 136L11 133L10 134L5 133L6 128L5 129ZM150 128H151V130H150ZM162 128H163V130H166V132L164 134L162 133V132H164L163 130H161ZM87 129H85V130L88 131ZM175 129H176V131L174 132V135L172 137H169L172 134L173 130H175ZM169 130H171V133H169L170 132ZM116 131L119 134L114 133ZM120 131H122V133ZM139 132H141L142 134H140ZM160 132H161V134H160ZM168 133L170 134L169 136H168ZM2 134L5 135V136H2ZM104 135L107 136V132H104V134H102V136H104ZM140 135H143V136L141 137ZM147 135H150V136H147ZM102 136H100V138ZM114 136H115V140H114ZM117 136H119V137L117 138ZM139 136L142 139H140ZM123 137L125 138V140L123 139ZM144 137H146V138H144ZM148 137H149V139H148ZM119 138H120V140H119ZM200 138L204 139V140H201ZM253 138L256 139V140H254ZM147 140H149V141H147ZM101 141H103V139H101ZM115 141H116V143H115ZM120 141L122 143H124V144L121 145ZM127 141L129 143H132L133 146L131 144V146L129 147V143ZM188 141H189V143H188ZM202 141H203V143H201ZM125 142H127V143H125ZM146 142L147 143L149 142V144L147 145ZM134 143H135V145H134ZM2 144H4V145H2ZM118 144L120 145V147H119ZM125 144H126V146H125ZM150 144H152V145H150ZM109 146L111 148L112 147L113 148L112 149L110 148V150H108ZM136 146H137L138 149L136 148ZM245 146H247V147H245ZM114 147H117V148H114ZM239 147H241V148H239ZM106 148H107V150H106ZM120 148H122V149H120ZM125 148H127V150ZM253 149H255V150H253ZM6 150H7V152H6ZM105 150H106V152H104ZM111 150H113V151H111ZM130 150H133V153L135 152L134 154H135V158L137 160V161L135 160L133 163H131V162L129 163V161H128V159H129L128 157L134 156V154L133 155L131 154L132 151H130ZM134 150H136V151H134ZM250 150H252V151H250ZM246 151H247V153H246ZM141 152H142V154H141ZM257 152H258V154H261V155L258 156ZM111 153L113 155H115V157ZM121 153H122V155H120ZM127 153H129V155H127ZM255 154H257V155H255ZM262 154H263V156H262ZM130 155H132V156H130ZM8 156H10V157L8 158ZM242 156L244 158L251 157V159L250 158H249V160L247 158L244 159ZM226 157H228V158H226ZM239 157H241L243 160L240 159ZM256 157H257V159L254 160V158H256ZM261 157L263 159H260ZM103 158H106V159H103ZM118 158H119V160L121 158L122 159L124 158V160L118 161ZM232 158H236V159L238 158V159L237 160L234 159V161L236 160L235 163H231V162H234V161H232L233 160ZM107 160H108V162H107ZM239 160H240V162H239ZM245 160H246V162H245ZM257 160H258V162H257ZM99 161H102V162H99ZM111 161H114V162L112 163ZM121 161H123V162H121ZM249 161H251V162L255 161V162L254 163L252 162L253 163L252 164ZM106 162H107V164H106ZM115 162H117L118 164L117 163H116L117 165L114 164ZM119 162H120V164H119ZM227 162H228L229 166L227 165ZM247 162L252 164L253 168H252V166L250 164L247 165L248 164ZM101 163H103V164H101ZM110 163H112V165H110ZM241 163H244L243 165H245V167ZM233 164H235V165L236 164L237 165L240 164L243 167H238V166H235V165L233 166ZM43 165H45V166H43ZM119 165H121V166H119ZM234 167H236V168H234ZM210 168H212V169H210ZM214 168H216V169H214ZM228 168H230V170H228ZM233 168L235 170H233ZM137 169H140L141 174H139V171H137ZM209 169L211 170V175H213V176L207 175V174L210 173ZM223 169H225V170H223ZM215 171H219L220 173L218 174ZM228 171H230V172L227 174ZM212 173H216V174H212ZM224 174H225V176H224ZM227 176L229 177V183L231 182V180L234 181V182H232L234 190L231 189V191L233 190L232 191L233 193L230 192L229 195L224 194V193L223 194H220V193L216 194L215 193V195H214L215 197L213 199H215L216 197H218V198L213 200L212 199L213 196L210 195V193H209L210 191L208 189V184L211 183L210 179H212L214 177L215 178L216 177L217 178L223 177L226 180V179H228ZM122 177H125V179H126V183H125V185L123 187L120 184V182L122 180ZM234 178L236 179V181L234 180ZM42 180L45 181V182L42 183ZM258 180H259V182H258ZM39 182H41V186L39 185L40 184ZM254 182H257L259 184L261 183V184L259 185V184L254 183ZM234 183H235V185L239 184L238 187L234 186ZM253 186H255V187L253 188ZM258 186H260L263 189L260 190ZM247 187H249V188H247ZM251 187H252V189H251ZM20 189H22V188H20ZM240 189L244 190L245 193L242 190H240ZM238 190H240V191H238ZM200 191H202L203 193L200 192ZM251 192H253V193H251ZM8 193H9L8 191L0 192V194H1L0 197L9 196ZM258 193H260L261 195L258 194ZM252 194H253V196H252ZM200 195L203 196V197H201ZM206 195L207 196L208 195L211 196V198L210 197H206ZM184 196H185V200H183ZM198 196L200 197V199H199ZM205 197L208 199V201H207V199ZM251 197H253V198H251ZM201 198H203V199H201ZM9 199L17 201L19 199V196L18 197L10 196ZM47 199H48V201H47ZM69 199H70V201H69ZM180 199L183 200L185 204ZM197 199L200 200V201H198ZM193 200H194V202H193ZM177 201H179V202H177ZM54 202H55V204H54ZM163 202H164V204H163ZM180 202L183 203L182 204L183 206L181 205ZM56 203H58V204H56ZM178 203H179V205H178ZM51 204H53V205H51ZM60 204H62V205H60ZM160 204H161V206H160ZM173 204L175 206V209L173 208L174 207ZM247 204L248 203H245V205H244L245 207H243L241 209V211L242 212H248V214H251V215H255L256 214L258 217H256L254 219V222L260 223V222L264 221V210H262V209H264V203H259L260 206L256 205L257 207H253V208L246 207ZM44 205H47V206L44 207ZM55 205H57L58 207L55 206ZM180 205H181V207H180ZM196 205H195V207H196ZM167 206H169V207H167ZM41 207L42 208L44 207V208L42 210H40ZM162 208H163V210H161ZM165 208H166V210H165ZM171 208H173L174 210L171 209ZM259 208H261L262 211ZM169 209H171V210H169ZM61 211H63V213H61ZM160 211H164V212H160ZM54 212H56V213L54 214ZM69 212H72V213H69ZM73 212H74V214L78 212L79 216H78V213H77V215L76 214L74 215ZM149 213H152V214H149ZM45 214H43V215H45ZM48 214L45 215V218H47ZM85 214H86V216H85ZM140 215H142L143 217L140 216ZM147 215H149V217H146ZM152 215H153V217H152ZM58 216L59 217L63 216L62 217L63 220H62L61 217L59 218ZM82 216H84V218L85 217L86 218L84 219V218H82ZM87 216H89V217H87ZM138 216L140 217V220H139ZM136 217H137V220H136ZM8 219L9 218H5L4 219L5 222H3L4 220L0 219V221L2 220L1 221L2 223L0 222L1 223L0 224V246H3V248H5L9 253H11L13 255V259H16L17 261H23L25 264H27V263L28 264H54V263L55 264H59V263H57V262H55V261H53V260H51L49 258L50 255H54L55 257H57L59 259L60 262L63 261L61 264H64V263L65 264H81V263L82 264H86L85 260H83V259L78 257V253H77L76 249L73 248L72 246H70V244H68V243L65 244L64 243L65 241H61L60 239H57V238H55L53 236L51 238V236H49V234L46 233L44 230H40L38 232V231H35L34 229H29V230H27L24 233V232H22V229H24L23 226H21V225L19 226L18 224H13L12 221L10 222V220H8ZM82 219H83V221H82ZM92 219H95V220H92ZM101 219H102V221H101ZM106 219H109V220L112 219V221L111 220L109 221V220H106ZM125 219H127V221H125ZM134 219L137 222L134 221ZM86 220L87 221L89 220V221L86 223ZM94 221H96V222H94ZM107 221H108V223L106 224ZM129 221H131V222H129ZM8 222H10L12 225L11 224L9 225ZM89 222H92L91 225H89L90 224ZM115 222L117 223V225H115L116 224ZM97 223H98V225H97ZM123 223H124V225H123ZM77 224L79 226H77ZM92 224L95 225V226L92 227L93 226ZM13 225H14V227H13ZM81 225H82L83 228L80 227ZM204 225L205 224H202L201 227H203ZM11 226H12V229H11ZM87 227H90V228H92L94 230L92 231L90 228H87ZM103 227H105V228L107 227V228L105 229ZM108 227L110 228L109 229L110 231L108 230ZM5 228H7V229H5ZM84 229L88 233L84 232ZM88 229H90V230H88ZM95 229L96 230L98 229V230L96 231ZM8 230H9V232L11 234L8 232ZM17 230H19V231L17 232ZM116 230H119L118 233H117ZM124 230H127L130 234L131 233L132 234L131 235L129 234L130 235L129 236L128 232L127 231L124 232ZM219 230H222V229H219ZM91 231L94 232V233H92ZM126 232H127V234H126ZM41 233H43V235H41ZM105 233H106V235H105ZM108 233H110V234L108 235ZM32 234H35V235H32ZM79 234H81V236ZM115 234H117L118 237H117V235L115 236ZM122 234H124V235H122ZM44 237L45 238L48 237V239L45 240ZM73 237H72V239H73ZM80 237L83 238L84 240L83 239L81 240ZM24 238L25 239L28 238V239L27 240H23ZM29 238L32 240V242H31V240ZM50 238H51V240H50ZM132 238H134V239H132ZM78 239H80V240H78ZM33 240H34V242H33ZM25 241H26V243H25ZM7 242H8V244H7ZM9 242H10V244H9ZM29 243H31L30 244L31 246L29 245ZM26 244H28V245H26ZM40 244H42V245H40ZM44 244H45V246H44ZM36 245H40L38 248H40L41 250L38 249ZM8 246H9V248H8ZM14 246H16V247H14ZM34 248H36L37 250L34 249ZM28 250H30V251H28ZM49 250H51V251L49 252ZM53 250H54L55 253L53 252ZM70 251H74V253H72ZM195 251H196V249L194 248V252ZM57 252H60V253H57ZM75 252H76V254H75ZM40 253H42V254H40ZM65 254H68V256L65 255ZM76 257H77V259H76ZM71 259H73V260H71Z\"/></svg>", "mask_w": 264, "mask_h": 264}]
</instances>
